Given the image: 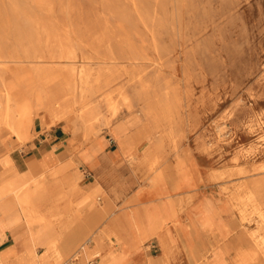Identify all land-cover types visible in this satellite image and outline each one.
I'll list each match as a JSON object with an SVG mask.
<instances>
[{"label": "rangeland", "instance_id": "obj_1", "mask_svg": "<svg viewBox=\"0 0 264 264\" xmlns=\"http://www.w3.org/2000/svg\"><path fill=\"white\" fill-rule=\"evenodd\" d=\"M26 49L42 58L34 63ZM67 50L73 57L61 56ZM72 67L88 73L83 92ZM0 75L16 88L33 84L75 99L60 119L34 107L30 138H7L20 169L32 141L46 136L42 147L73 156L68 170L80 186L96 177L125 185L111 197L119 209L131 206L124 201L134 193L151 202L171 198L168 181L156 177L161 170L180 185L181 219L208 211L213 227H256L255 214L243 218L231 195L240 182L264 176V0H0ZM83 103L99 112L91 130L78 119ZM129 134L140 141L139 158L149 147L148 164L120 150ZM24 244V251L36 246L30 236ZM145 245L159 254L155 237ZM66 261L81 264L79 256Z\"/></svg>", "mask_w": 264, "mask_h": 264}, {"label": "bare ground", "instance_id": "obj_2", "mask_svg": "<svg viewBox=\"0 0 264 264\" xmlns=\"http://www.w3.org/2000/svg\"><path fill=\"white\" fill-rule=\"evenodd\" d=\"M24 55L33 58L34 63L42 58V55L27 49ZM73 55L71 50L61 54L66 58H71ZM12 57L14 56H8V58ZM69 71L77 77L81 84L80 90L83 92L84 86L82 85L86 84L88 73L84 68L75 67L70 68ZM32 72L38 75L40 69L36 67ZM17 73L11 72V75ZM68 94H63L60 91L37 89L33 84L27 88H16L8 85L4 77L0 75V132H2L0 135V146H2L0 167L3 174L14 169V161L6 143L7 138L13 136L18 141L25 142L30 137L34 123V114L32 113L34 107L42 108L54 119L66 117L75 101ZM123 98L126 99V95H123ZM106 103L115 114L116 106L111 98H107ZM148 114L156 123V114L151 110H148ZM78 119L87 130H91L100 119L99 112L95 107L83 103ZM140 125L142 129L148 127L145 123ZM114 128L120 137L128 134L127 127L122 122H118ZM23 130L25 131L23 132ZM147 138H150V134L143 139ZM136 139L135 135L129 134L120 143V150L130 157V161L148 164L150 161L149 147L141 148L144 155L143 158H139L138 151L140 150L137 144L140 141L135 142ZM256 169L262 170L263 166ZM245 171L243 168H238V173ZM51 172L52 169L32 156L29 159L27 171L20 173L11 182L4 181L0 187V199L9 195L15 197L21 204L25 218H45L56 229L55 236L44 244L45 256L43 258L37 254L36 246H28L25 251L30 256L29 260L19 262L15 259H4L3 251H0V264H62L74 256L80 257L81 264H86L85 261L89 257H96L97 264H121L125 255L138 251L140 244L151 237H155L159 241L161 251L160 260L156 264H217L208 259V252L217 245L228 256V264H264V176L240 182L231 195L243 218H246L247 214H255L256 227H253L254 229L251 231H245L238 229L239 224L234 220L230 227L231 230L225 225L213 227L212 221L208 217V211L199 212L193 216L185 214L184 218L181 219L178 211H181L180 203H182L184 196L178 193L180 185L173 180L170 173L165 174L161 170L158 171L156 177L166 179L168 191L174 192L167 201L151 202L147 197L135 194L130 200L124 201L127 205L128 201L133 202L130 207L116 209L113 201L106 198V202L102 205L103 211L99 210L94 215H90L87 209L73 211L69 203L58 204L60 194L57 187L44 183L45 187L51 186L48 191L54 195L46 199V195L41 192L37 197L38 208H27L32 192L39 187L43 188V181L46 180V176L51 180ZM149 194L151 195V193ZM160 209H162L163 214H161ZM107 212H109L108 217ZM105 218L108 219L105 220ZM166 219L171 220L169 226H165ZM209 232H211L210 235ZM37 241L30 237L31 243ZM90 242H94V245L90 246ZM111 247H117L115 250L119 252L120 256L118 255V258L107 262L105 261L107 259L105 253ZM13 250L15 251L14 248Z\"/></svg>", "mask_w": 264, "mask_h": 264}, {"label": "crops", "instance_id": "obj_3", "mask_svg": "<svg viewBox=\"0 0 264 264\" xmlns=\"http://www.w3.org/2000/svg\"><path fill=\"white\" fill-rule=\"evenodd\" d=\"M1 134L2 132H0V135ZM29 138L30 137H28L26 141ZM45 140L46 136L45 138H40L39 142L36 140L32 141L30 144L32 153L28 155L26 159V167L24 169H20L18 167V159L14 157H12L14 161L13 170L3 174V171L0 167V187L4 181L11 182L20 173L27 171L29 168V159L32 156H35L37 161L43 163L49 169H52L51 180L48 176H46V180L43 181V188L39 187L37 190L32 192V196L27 204V208L37 209L39 206L37 197L40 195V193L42 192L43 195H46V199H48L54 195L49 193L48 189H50L51 186H56L60 194L58 204L69 203L71 204L70 207L73 211H78L84 208L89 210L90 215H94L97 213V211L102 209L105 198H110L113 201L111 197L113 196L114 192L122 193L125 190V185H120L115 181L105 182L102 177H96L92 182L84 187L80 186L76 172H70L68 170L69 167L75 164L73 156H67L66 151L55 154L52 149H46V147H42V142ZM16 143L20 142H14L13 146ZM1 149L2 147L0 146V150ZM84 156L86 157V155ZM44 183H49L52 185L45 187ZM111 184H113V186H110ZM135 194L136 193L132 195L134 196ZM132 195H130L126 200H130V198L133 197ZM99 199H102L101 205L96 203ZM127 203L128 205L131 204L130 201ZM116 209L119 208L116 206ZM160 212L163 214L162 211ZM170 223L171 220L170 222L168 221L165 223V226H169ZM55 234L56 229L51 225L50 221L46 220L45 218H25L21 204L15 199V197L9 195L3 199H0V251H3L4 259H15L19 262L26 261L28 257L24 251V239L28 238L29 236L33 237L34 240H38L36 242V251L38 255L43 257L45 256L44 244L54 237ZM149 239L140 244V249L138 251L129 253V255H125L121 260V264L158 263L160 260L161 251L159 254L153 256L148 253V245L144 246V244ZM89 244L90 246H93L94 242H90ZM151 247L155 248V244L151 243ZM13 248L16 252L13 250ZM115 249H117V247H111L106 251L105 255L108 260L106 259L105 261L108 262L109 260L116 259L120 256L119 252ZM125 251H127V249H125ZM209 260L215 261L217 264H228L229 261L228 256L222 252V249L219 245L211 249ZM95 261L96 257L91 261V264H94ZM68 263L72 262L68 261Z\"/></svg>", "mask_w": 264, "mask_h": 264}, {"label": "built area", "instance_id": "obj_4", "mask_svg": "<svg viewBox=\"0 0 264 264\" xmlns=\"http://www.w3.org/2000/svg\"><path fill=\"white\" fill-rule=\"evenodd\" d=\"M62 264H73V263H67V262H64V263H62Z\"/></svg>", "mask_w": 264, "mask_h": 264}]
</instances>
